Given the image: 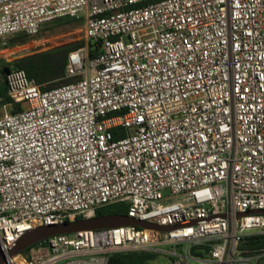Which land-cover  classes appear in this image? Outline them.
I'll return each instance as SVG.
<instances>
[{
  "label": "built area",
  "instance_id": "built-area-1",
  "mask_svg": "<svg viewBox=\"0 0 264 264\" xmlns=\"http://www.w3.org/2000/svg\"><path fill=\"white\" fill-rule=\"evenodd\" d=\"M151 1L0 0L2 45L64 19L82 21L85 40L66 68L77 83L6 76L0 250L119 204L175 227L58 235L5 264L165 248L172 264H264L246 243L264 236V0Z\"/></svg>",
  "mask_w": 264,
  "mask_h": 264
},
{
  "label": "trees",
  "instance_id": "trees-1",
  "mask_svg": "<svg viewBox=\"0 0 264 264\" xmlns=\"http://www.w3.org/2000/svg\"><path fill=\"white\" fill-rule=\"evenodd\" d=\"M159 0H154L151 2H156ZM76 21L71 19H64L55 21L47 24L45 28L42 29V33L47 34L55 31V29L74 24ZM41 33V34H42ZM39 34V35H41ZM35 37H29L26 35H18L13 38H9L4 44L3 48L8 49L15 46L24 45ZM84 46V42L73 44L70 46H65L57 48L45 53H41L35 56L20 59L15 62L7 63L0 59V108L5 105L12 103V99L8 94V87L6 84V76L14 71H24L28 78L35 80L38 85L42 87L44 91H49L57 87L70 85L77 83L82 80V77H68L66 68L68 64L69 55ZM99 51H91V58H96ZM22 110V105H16L12 112L17 113ZM124 133L115 132V139L123 138ZM99 215H123L128 216V211L120 208L119 205H114L105 208L98 212ZM48 241L42 242L40 244L34 245L26 252H28L33 247L38 245H44ZM247 246L253 250L264 249V236L254 237L246 240ZM155 257L154 252L145 251H130V252H120L109 256L108 264H149Z\"/></svg>",
  "mask_w": 264,
  "mask_h": 264
},
{
  "label": "water",
  "instance_id": "water-1",
  "mask_svg": "<svg viewBox=\"0 0 264 264\" xmlns=\"http://www.w3.org/2000/svg\"><path fill=\"white\" fill-rule=\"evenodd\" d=\"M198 222L199 221H194L189 224H196ZM130 226L154 229L161 232H169L175 229V227H161L123 215H99L93 218L77 219L63 224L39 227L26 232L7 252L0 250V264H5L7 258H13L32 246L45 242L58 235H71L84 231H98Z\"/></svg>",
  "mask_w": 264,
  "mask_h": 264
},
{
  "label": "rangeland",
  "instance_id": "rangeland-1",
  "mask_svg": "<svg viewBox=\"0 0 264 264\" xmlns=\"http://www.w3.org/2000/svg\"><path fill=\"white\" fill-rule=\"evenodd\" d=\"M74 21H76L74 24L59 27L51 33L44 34L41 31V35H38L30 42L21 46L4 49L0 42V58L5 62L10 63L57 48L84 42V26L82 21ZM3 114L4 109L0 108V117H2ZM119 206L126 211L129 210L127 204H119ZM169 251H171V249L165 248L154 252L155 257L149 264H172L170 257L167 255Z\"/></svg>",
  "mask_w": 264,
  "mask_h": 264
}]
</instances>
